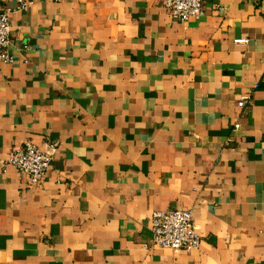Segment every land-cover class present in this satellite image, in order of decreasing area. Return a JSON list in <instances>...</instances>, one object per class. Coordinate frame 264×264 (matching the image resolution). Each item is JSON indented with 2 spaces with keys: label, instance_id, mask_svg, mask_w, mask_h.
I'll use <instances>...</instances> for the list:
<instances>
[{
  "label": "crops",
  "instance_id": "1",
  "mask_svg": "<svg viewBox=\"0 0 264 264\" xmlns=\"http://www.w3.org/2000/svg\"><path fill=\"white\" fill-rule=\"evenodd\" d=\"M24 1L0 0V264H264V0L187 22L164 0ZM26 141L55 145L40 186L3 163ZM167 209L198 249L152 245Z\"/></svg>",
  "mask_w": 264,
  "mask_h": 264
},
{
  "label": "built area",
  "instance_id": "2",
  "mask_svg": "<svg viewBox=\"0 0 264 264\" xmlns=\"http://www.w3.org/2000/svg\"><path fill=\"white\" fill-rule=\"evenodd\" d=\"M26 5L24 0H20L18 8H24ZM164 5L174 18L182 22L200 18L205 14V0H164ZM12 15L11 10H0V62H12L14 59L10 52ZM250 101V96L242 97L239 104L246 106ZM54 146L47 149L33 141H26L13 148L3 163L14 165L21 173L30 177L32 185L40 186L51 169ZM201 240L190 209H167L153 213L152 245L192 250L200 247Z\"/></svg>",
  "mask_w": 264,
  "mask_h": 264
}]
</instances>
